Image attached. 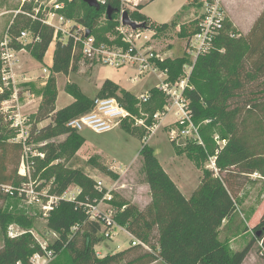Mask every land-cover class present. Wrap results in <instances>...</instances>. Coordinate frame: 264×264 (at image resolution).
Wrapping results in <instances>:
<instances>
[{
	"label": "trees",
	"instance_id": "16d2710c",
	"mask_svg": "<svg viewBox=\"0 0 264 264\" xmlns=\"http://www.w3.org/2000/svg\"><path fill=\"white\" fill-rule=\"evenodd\" d=\"M34 1V0H31ZM78 0H65L66 15L71 17L72 5ZM154 0H148L152 2ZM81 4L88 9V15L78 18L77 22L86 26L97 39L108 41L107 35H101L98 28L102 14H106L109 29L117 27L122 11L121 0H105L101 10L90 7L84 0ZM186 3L171 22L157 27L164 30L180 26V36L188 41L197 31L196 23L192 28L180 24L179 18L187 8ZM201 7L203 3H196ZM114 8L112 19L107 16V8ZM143 5H137L141 9ZM32 2H24L16 13L7 31L8 46L19 50L24 48L22 32H30L32 37L39 36L40 41L30 43L33 55L43 61L53 42L54 31L38 19H32L25 11H31ZM138 13H140L138 11ZM131 17V16H130ZM134 20V19H133ZM140 21L148 23L146 16ZM234 32L230 20L225 30L215 41V48L206 55L199 56L189 78L185 96L200 140L186 138L178 144L171 142L178 154H186L195 160L201 170L200 184L191 197H186L168 172L164 169L155 149L146 142L148 128L125 120L121 127L130 134L140 137L143 146L140 159L143 163L145 179L150 187L151 202L140 209L124 197L113 192L110 203L115 208V221L138 240L149 245L150 250L137 256L130 263L149 264L162 261L164 264H242L254 243L264 236V214L254 227L253 239L242 249L232 250L230 239L233 234L243 230L241 211L237 204L238 192L245 186L243 182L255 173L264 178V88L263 96L245 97L246 88L264 78V10L247 35H230ZM116 42H119L116 40ZM80 54H73V39L68 43L56 42L49 78L42 93V100L34 115L28 143L45 154L44 158L34 157L36 170L43 177L52 180L48 195L62 196L71 186L77 185L81 191L76 200L60 199L49 212L47 227L58 234L47 248L53 250L55 257L49 264H116L126 250L142 248L132 245L120 252H109L103 257L97 255L95 247L106 237L103 221L90 220L86 204H96L106 190L96 189V180L80 168H71L68 161L85 145L80 131L68 126V122L89 112L93 99L84 94L78 86L70 85L74 101L62 109H57L58 86L56 74L76 71L80 63ZM189 61L186 54L177 60L158 61L162 70L168 71L169 81L180 79L184 65ZM2 75V74H1ZM0 108L4 101L14 94L12 86H4L0 77ZM150 100L137 106L136 96L110 79H106L99 91V97L114 96L125 105L133 115L144 117L148 114V126L154 123V114L163 111L167 103L166 95L158 88H152ZM253 116L259 117L256 130L250 128ZM47 122L38 127V123ZM255 131L260 132L256 134ZM13 129L5 123L4 113L0 112V201H7L10 193L7 187L18 188L27 182L22 176L20 164L24 154L22 143L11 141ZM66 138L59 140V137ZM216 136L225 143L221 146ZM36 143V145H33ZM215 157L217 172L206 166V162ZM90 158L96 168L108 175H116L109 166ZM244 179V180H242ZM17 191L12 196L16 195ZM242 217V218H241ZM224 222H226L224 224ZM17 223L25 228L32 226V219L0 207V228L3 245L0 248V264H15L21 261L30 264V257L44 253L33 232L26 231L18 237H9L10 224ZM156 232L157 245L151 241ZM61 256L64 261L58 260Z\"/></svg>",
	"mask_w": 264,
	"mask_h": 264
},
{
	"label": "rangeland",
	"instance_id": "374dc122",
	"mask_svg": "<svg viewBox=\"0 0 264 264\" xmlns=\"http://www.w3.org/2000/svg\"><path fill=\"white\" fill-rule=\"evenodd\" d=\"M49 1L50 0L31 1V10L35 13L37 10H40L39 13H42ZM183 1L184 0H156L154 2H148V0H144L143 2L137 3L136 0H121L122 11H128L131 18L136 22L146 24V26L139 29H142L147 35H152V31L156 32V35L153 36L150 42L146 44L139 43L142 50L151 48V50H153L155 54L159 55V58L163 60H177L178 58L184 57L186 54L189 61L184 65L182 76L175 82L171 81L175 86L186 77L191 76L196 60L185 50L188 38L179 35L180 26H171L164 30H158L157 27L162 26L163 23L169 22L172 18L174 9ZM221 1L223 3L227 19L230 20L226 2L224 3V0ZM198 2L203 3L201 7L197 6L196 3ZM207 2H211V0H188L187 3L189 4L187 8L183 14L180 15V24L185 23V27L189 29L192 28L196 23V19L201 16L204 5ZM23 3V0H0V77L2 76L1 74L4 64V58L2 57L1 52L3 44L7 41V31L16 16L17 11ZM137 4H142L143 7L139 9L137 8ZM138 11L141 13H138ZM71 14L70 19L77 22L78 18H83L88 15V9L81 4L80 0H78L72 5ZM145 15L147 18L149 17L148 23L139 20L140 16ZM175 16L173 18H177ZM77 23L79 24V22ZM108 28H110V26L107 23L106 14L104 13L100 17L97 29H100L101 35L116 37V28L115 31L114 28L109 30ZM144 28H150L151 31L145 30ZM28 33V36L25 39H22L24 44L23 46L25 47L15 50V62L13 66L15 82L12 83V79L11 84L13 85L11 86L14 90V94H16L19 98V101H12L8 106L10 110L6 113L7 115L4 114L5 123H9V127H11V121L9 118L16 114L18 108L20 109L22 116L27 118L28 125L32 127L35 122L34 115L38 108L37 102L40 97H42L44 87L53 74L51 67L56 42L53 40L46 52L45 58L43 61H40L33 55L32 47H29L30 43L34 41H32V35L30 32ZM234 33L238 35L241 32H237L234 29ZM157 65L159 66L158 61ZM161 70L162 69L159 66V69L156 72L146 70L143 74H140L138 66L134 64H127L126 66L117 68L101 65L90 66L84 64V62L79 63L76 71H70L67 74L61 73L55 75L58 86V99L56 102L57 108L62 109L73 102V96L68 93V87L70 85L78 86L84 94L94 100L97 96H99V91L102 87L103 81L110 79L121 84L126 89L131 90L137 98V106L139 109H142L143 104L148 101H143L140 96L148 93L154 87L159 88L165 76L162 74ZM3 85L6 86V83H3ZM121 85H119L121 89H125ZM263 88L264 78L248 86L246 88L245 97H253L254 95H251L252 92H255L254 94L257 97L263 96L262 93H260ZM13 99L14 96H12L10 100ZM166 105H170L171 108L168 112H165V114L159 119L155 118V116L153 117L154 123L156 122L158 124V127L154 132L151 130L153 125L148 126L146 123V116H148V114L141 113L144 117H138L137 115L132 114L128 121L134 120L135 124H140L138 126L149 129V132L146 134L149 136L148 139H146V142L155 149L158 160L162 166L165 167L168 174L171 173L170 175L177 186L182 189L184 194H189V197H191L193 194V187H197L200 183L201 170L195 160H192L186 154H178L171 140L176 139V142L180 144L183 141L185 142L186 138L196 139V133L193 131L187 133V131H185L187 129H191V124L189 122L182 124L179 121V118L176 115V108H173L172 101L168 97ZM163 111L157 112L162 113ZM258 119L259 117L253 116L250 120V128L253 130H256V127L259 126V124L256 123ZM44 123L45 122L38 123V127L42 126ZM173 130H175V136L171 137ZM15 133L16 131L13 129V133L10 135V138L12 135L14 136ZM151 133L152 135H150ZM255 133L259 134L260 132L257 133V131H255ZM80 134L85 138L90 150H84L83 148L79 150L75 157L68 161V166L84 170L96 181L102 180L106 188H113V192L124 198L127 196L125 191L133 192V187L146 183L143 163L140 159V150L143 146V142L140 137L130 134L122 127L103 133H97L89 128H83L80 131ZM64 138H66V135L60 136L59 140H63ZM216 138L218 143L223 146L225 142L220 140L219 136H216ZM33 145H36V143H33ZM91 157H94V159H101L100 161L107 166H115L118 170L126 169L128 166L133 165L125 176L120 177L118 173H115L118 175V177H116V175H108L102 170L96 168L95 163H91L89 161ZM31 158V154H28L25 166L28 167L27 165L30 163V179L32 180V184L37 189L39 195L41 194V202L31 201V199L26 196V193H22L21 195L17 193L12 197L11 194L7 201H0V207L15 212L16 214L25 215L27 218L32 219V226L29 228H25L17 223H12L10 226L13 225L16 229H22L25 232H33L37 241L48 246V244L53 243L58 236L57 233L49 230L47 227L49 214L46 215L45 210L42 207V202H46L49 199L46 195L48 194V188L51 185L52 180L48 181L43 177V172L36 170V165L31 164ZM205 164L209 168H212L211 158ZM20 167L22 168V163L19 168ZM243 182L245 183V186L243 187V191L241 193L242 195H240L238 199V204L244 212L243 218H241L243 219L244 224L248 222L251 230L249 231V226H246V231L248 230V232L243 230L235 236L237 239H235L236 241L233 245L234 248H242L253 239L254 227L256 223H258L260 215L264 212V178L260 174L255 173L250 177V179H246ZM115 183L116 188L123 186L122 188L124 189H120L122 190L121 193L119 189L113 187ZM79 189L80 188L77 185H71V190L74 193H76ZM103 207L105 206L103 205ZM120 227L122 226L119 225L115 228L114 234L110 239L106 238L95 247L97 255L99 253L98 256L101 257L109 252H120L130 247L131 236L124 227L123 229H120ZM153 234L155 237L151 239V241L157 245V234L155 231ZM263 239L264 236L262 239L256 240L252 249L253 256L255 255L258 257V261H256V263L247 261L245 264H264V253L260 248V242ZM2 245L3 234L0 228V248ZM145 251L148 250L144 248L126 250L122 256L123 258L116 264H140L139 262H130L140 254H143ZM251 256L252 254L250 255V258H252ZM58 260H62V262L64 261L61 256H58ZM149 264L164 263L157 260Z\"/></svg>",
	"mask_w": 264,
	"mask_h": 264
},
{
	"label": "built area",
	"instance_id": "2783aa9c",
	"mask_svg": "<svg viewBox=\"0 0 264 264\" xmlns=\"http://www.w3.org/2000/svg\"><path fill=\"white\" fill-rule=\"evenodd\" d=\"M31 0H23V2H28ZM104 4L105 0H97ZM144 0H136L137 3L143 2ZM138 5V4H137ZM67 4L65 0H50L46 4L42 13L40 10L25 11L32 19L40 20L44 25L51 27L54 31V41L60 40L62 43H68L70 39H73V54L77 52L80 54V61L84 62L90 66H112V67H123L127 64H134L138 66L140 74H143L146 70L156 72L159 69L157 61H162L160 56L155 54L151 48L142 50L141 45L146 44L151 41L155 31H152V35H147L142 29H133L128 25H123L122 18L120 16V24L116 27V37L108 35V41H103L97 39V37L90 32V30L81 24H78L73 19H70L66 15ZM21 10H18L20 12ZM34 12V13H33ZM227 16L223 7L221 0H211L204 5L203 12L199 18L196 19L197 31L192 35L190 40L187 42L185 50L193 56L197 61L199 56H203L211 52L215 48V41L218 36L225 30V23L227 21ZM145 30H150V28ZM89 32V34H87ZM230 35H234V32L230 30ZM28 32H22L21 38L25 39L28 36ZM118 40L119 42H116ZM32 41H40V37H32ZM15 50L8 46L6 41L2 48L3 69H2V80L6 83V87L11 86V80L15 79L13 66L15 62ZM162 74L165 75L162 84L159 86L161 91L168 97L173 104V108H176V115L179 121L184 124L189 122L191 129H187V133L191 131L196 133V139L199 142L200 135L198 127L193 123L191 112L189 110V101L185 96V90L189 86V78L186 77L178 85H173L171 81L167 80L168 71L161 70ZM5 86V85H4ZM2 90V88H0ZM14 98L17 99V95L13 94ZM151 94L145 93L140 97L143 101H148ZM12 100H6L2 103L0 112L8 113L10 108L8 106ZM166 108L162 113H155V118L159 119L165 112H168L171 108L170 105H166ZM14 111V110H13ZM144 114V113H142ZM132 116L129 109L121 103V101L114 96L99 97L97 96L93 100V106L91 110L83 115L71 119L68 122V126L81 131L83 128H89L97 133L108 132L121 127L125 120H128ZM8 117V116H7ZM6 117V118H7ZM11 121V128H13L16 133L11 139L13 142L22 143L24 146V154L22 157V168L20 167L19 173L26 177L27 182L23 183L18 188L7 187L6 191L10 194H14L17 191L18 194L26 193V196L31 199V201L41 202V194L39 195L37 189L32 184L30 179V159L28 167L25 166L27 161V155L31 154V164L34 157L44 158L45 154L43 152L34 149L28 140L31 136V127L28 125L27 118L23 117L22 114L16 112L14 116L9 118ZM156 120V119H155ZM142 124V123H141ZM140 125V124H137ZM158 127L155 122L151 127L154 132ZM151 131V132H152ZM152 134V133H151ZM150 134V135H151ZM175 136V130L172 131L171 137ZM147 136L145 139H148ZM217 139V138H216ZM212 168L216 172L218 171L215 165V157L211 158ZM96 189L104 193V196L96 204H86L85 207L89 214L90 220L103 221V230L106 238H111L114 234V230L119 224L114 219L115 208L110 203L113 200V188H106L102 180H98L95 185ZM81 189L76 193L71 190V186L64 192L62 196L57 195H46L49 199L46 202H42V207L45 210V214L48 215L54 206L59 202L60 199H65L69 201L76 200ZM45 195V194H43ZM103 205L105 207H103ZM123 229V227H120ZM126 229V228H125ZM25 231L22 229H16L15 226H10L8 234L10 237H18ZM128 232V231H127ZM129 233V232H128ZM130 234V233H129ZM130 243L132 245H140L146 250H150L148 244L138 240L131 234ZM43 248L44 253L36 252L30 257V264H49L55 257L53 250H49L47 245L39 242ZM261 251L264 253V239L260 242ZM99 255V253H98ZM15 264H23L21 261Z\"/></svg>",
	"mask_w": 264,
	"mask_h": 264
},
{
	"label": "crops",
	"instance_id": "0c3cea01",
	"mask_svg": "<svg viewBox=\"0 0 264 264\" xmlns=\"http://www.w3.org/2000/svg\"><path fill=\"white\" fill-rule=\"evenodd\" d=\"M156 1V0H154ZM152 1V2H154ZM188 0H184L182 3H180L173 11L172 13V18L169 22H171L174 18L175 15H177V13L180 11V9L187 3ZM226 2V6H227V10L229 12V18H230V21L232 22L233 24V28L237 31V32H241L239 34H242V35H247L251 28L253 27L254 23L256 22V20L258 19V17L261 15V13L263 12L264 10V0H224V3ZM148 3V2H146ZM140 12V11H139ZM141 13V12H140ZM143 14V13H142ZM146 16V15H145ZM149 18V17H148ZM168 23V22H167ZM80 63H82V61H80ZM85 64V63H84ZM104 82V81H103ZM115 82V81H114ZM117 83V82H115ZM118 85H121L119 83H117ZM122 86V85H121ZM124 87V86H122ZM125 88V87H124ZM126 89V88H125ZM126 90H129V89H126ZM131 91V90H129ZM42 100V97H40L39 101L37 102V107H39L40 105V102ZM12 101H19V98L17 97L14 98ZM32 101V100H30ZM29 101V102H30ZM74 101V99H73ZM57 107V105H56ZM38 109V108H37ZM58 109V108H57ZM37 111V110H36ZM16 112H19L20 114L21 111L20 109L18 108V111ZM47 123V122H45ZM44 123V124H45ZM43 124V125H44ZM167 127V126H166ZM152 135V134H151ZM84 150L85 149H88L90 150V147L88 146V143L85 141V145L82 147ZM81 148V149H82ZM80 149V150H81ZM133 165V164H132ZM128 166L126 169H120L118 170V168H116L115 166H110L109 168L114 171L115 173H118L121 176H125L128 171L130 170L131 166ZM165 169V167H164ZM166 170V169H165ZM167 171V170H166ZM201 172V171H200ZM171 174V173H170ZM169 174V175H170ZM171 176V175H170ZM172 178V177H171ZM200 179H201V175H200ZM117 183V182H116ZM116 183L113 185L114 188H116ZM200 184V183H199ZM199 186V185H198ZM197 186V187H198ZM123 186L121 187H118L116 189H124L122 188ZM179 187V186H178ZM197 187H193V191L192 193L197 189ZM180 188V187H179ZM180 190L182 191V189L180 188ZM243 191V188H241L238 192V197H237V204H238V199L240 197V195H242ZM122 192V190H120V193ZM126 195L125 196V199L130 201L131 203H134L136 204L140 209H144L152 200V197H151V192H150V187L148 185V183H144L142 185H137L135 187H133V192H127L125 191ZM184 194V192H182ZM191 194V193H190ZM124 195V194H123ZM186 197H189V194H184ZM191 196V195H190ZM238 207L241 211V216L243 217V211L241 210L239 204H238ZM264 214V212H263ZM263 214L260 215V219L261 217L263 216ZM259 219V221H260ZM258 221V223H259ZM226 222H224L225 224ZM256 223V225L258 224ZM246 226H249L248 222H246V225L245 227L243 228L244 231H246ZM243 230L239 231L238 233H235L232 235L231 239H230V246L232 248V250L236 251V250H240L242 249L244 246H246L247 244H245L242 248H234L233 245H234V242L236 241L235 239H237V236L239 233H241ZM249 231L251 230L250 226H249ZM248 230L246 232H248ZM253 247L251 248L250 252L248 253L247 257L245 258V260L243 261L242 264H245L247 261H252L253 263H256V261H258V257H256L255 255L253 256ZM252 254V258H250V255ZM106 255V254H105ZM105 255H102L101 257L105 256Z\"/></svg>",
	"mask_w": 264,
	"mask_h": 264
},
{
	"label": "water",
	"instance_id": "95a60500",
	"mask_svg": "<svg viewBox=\"0 0 264 264\" xmlns=\"http://www.w3.org/2000/svg\"><path fill=\"white\" fill-rule=\"evenodd\" d=\"M90 7L95 8L97 11L101 10V3L97 0H84ZM114 8H112L111 6H108L107 8V16L109 19H112V15L114 13ZM121 12V18H122V23L123 25H128L130 27H132L133 29H139L141 27L146 26L145 23H138L135 20H133L130 15L129 12L126 10L120 11ZM89 34V32L87 33Z\"/></svg>",
	"mask_w": 264,
	"mask_h": 264
}]
</instances>
